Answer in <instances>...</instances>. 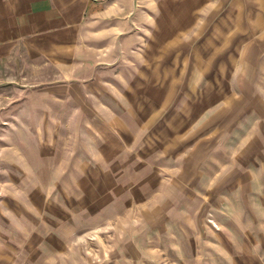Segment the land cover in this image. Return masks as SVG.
<instances>
[{"label":"rangeland","instance_id":"obj_1","mask_svg":"<svg viewBox=\"0 0 264 264\" xmlns=\"http://www.w3.org/2000/svg\"><path fill=\"white\" fill-rule=\"evenodd\" d=\"M151 3L110 84L0 80V264H264V0Z\"/></svg>","mask_w":264,"mask_h":264},{"label":"crops","instance_id":"obj_2","mask_svg":"<svg viewBox=\"0 0 264 264\" xmlns=\"http://www.w3.org/2000/svg\"><path fill=\"white\" fill-rule=\"evenodd\" d=\"M151 4L0 0V80L21 78L23 84L47 87L110 84L106 75L137 52L134 41L145 33L142 21L152 20ZM7 62L17 63L20 74L7 70Z\"/></svg>","mask_w":264,"mask_h":264}]
</instances>
